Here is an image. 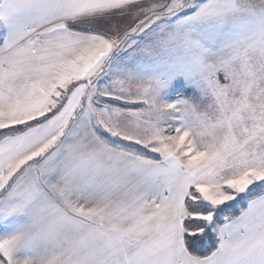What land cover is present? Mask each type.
<instances>
[{
    "label": "snow or ice",
    "instance_id": "snow-or-ice-1",
    "mask_svg": "<svg viewBox=\"0 0 264 264\" xmlns=\"http://www.w3.org/2000/svg\"><path fill=\"white\" fill-rule=\"evenodd\" d=\"M0 264H264V0H0Z\"/></svg>",
    "mask_w": 264,
    "mask_h": 264
}]
</instances>
